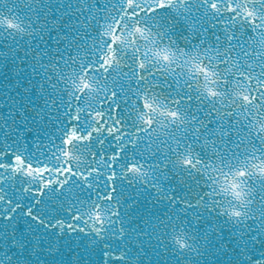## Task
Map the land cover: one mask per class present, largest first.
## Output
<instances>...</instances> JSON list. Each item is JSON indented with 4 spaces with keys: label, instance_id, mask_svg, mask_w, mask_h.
Segmentation results:
<instances>
[{
    "label": "snow or ice",
    "instance_id": "6c2138e0",
    "mask_svg": "<svg viewBox=\"0 0 264 264\" xmlns=\"http://www.w3.org/2000/svg\"><path fill=\"white\" fill-rule=\"evenodd\" d=\"M0 264H264V0H0Z\"/></svg>",
    "mask_w": 264,
    "mask_h": 264
}]
</instances>
